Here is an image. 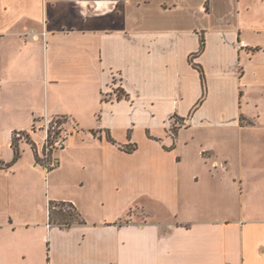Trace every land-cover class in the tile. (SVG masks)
Wrapping results in <instances>:
<instances>
[{
  "label": "crops",
  "instance_id": "crops-1",
  "mask_svg": "<svg viewBox=\"0 0 264 264\" xmlns=\"http://www.w3.org/2000/svg\"><path fill=\"white\" fill-rule=\"evenodd\" d=\"M250 9L0 0V161L14 132L40 147L35 119L77 125L48 174L24 138L0 166V264H264V113L248 110L264 100V44L247 35L264 25ZM50 201L81 222H49Z\"/></svg>",
  "mask_w": 264,
  "mask_h": 264
},
{
  "label": "built area",
  "instance_id": "built-area-1",
  "mask_svg": "<svg viewBox=\"0 0 264 264\" xmlns=\"http://www.w3.org/2000/svg\"><path fill=\"white\" fill-rule=\"evenodd\" d=\"M33 129L43 133L40 147L35 145L36 163L48 174L58 167L59 155L65 150L70 137L77 131V125L68 117L61 115L45 116L34 120ZM16 136L24 137V134L17 131Z\"/></svg>",
  "mask_w": 264,
  "mask_h": 264
},
{
  "label": "trees",
  "instance_id": "trees-1",
  "mask_svg": "<svg viewBox=\"0 0 264 264\" xmlns=\"http://www.w3.org/2000/svg\"><path fill=\"white\" fill-rule=\"evenodd\" d=\"M203 46H204V41L203 39H201L200 48L197 51V53L201 52ZM197 53H194L191 55L190 62L200 72L201 80L202 82H204V74H203L202 67L198 63H195L193 61V58L196 56ZM22 133L24 134V137H17L16 132L13 133L12 143H11L12 148H13V158L9 163H3L2 161H0V166H2L3 168L11 167L20 157L21 152L18 146L19 139L21 138L26 139L31 144V147L35 152V144L29 140L25 132H22ZM172 134L174 136L176 134V130H174ZM107 138L109 141L115 143V141L110 137L109 134H107ZM135 148H136L135 144L131 145L130 147H124V149L127 150L128 152L134 150ZM35 159H36V152H35ZM66 206L68 208H65ZM74 211H75V208L70 203H65L61 201H50L49 202V222L53 224H57L59 226H64V227L70 226L74 222H81V219L78 217V214Z\"/></svg>",
  "mask_w": 264,
  "mask_h": 264
},
{
  "label": "rangeland",
  "instance_id": "rangeland-1",
  "mask_svg": "<svg viewBox=\"0 0 264 264\" xmlns=\"http://www.w3.org/2000/svg\"><path fill=\"white\" fill-rule=\"evenodd\" d=\"M246 2H248L250 4V12L245 13V20L246 21H250L251 23H254L257 25H264V2H260L261 0H245ZM247 33V32H246ZM247 35L250 37L251 41H256V42H261L262 44H264V32H261L259 34L256 33H247ZM263 101H261V105L256 108L253 104L248 105V110L251 112H256V113H250V114H255L257 115V111L260 109L262 110V112L264 113V105L262 104ZM259 114V113H258ZM255 123H256V127H257V133L261 134L260 136H262L264 138V118L260 117V118H255ZM187 123H183L180 124V126H186ZM179 126V125H177ZM177 127L176 125L171 127L170 131L171 133H173L174 130H176ZM263 133H260V132ZM42 137V133H38L37 135H35V138L40 140ZM49 184L50 182H47V188L49 189ZM45 186V185H44ZM244 191V190H243ZM47 193L49 194L48 190ZM65 208H68L67 206Z\"/></svg>",
  "mask_w": 264,
  "mask_h": 264
}]
</instances>
